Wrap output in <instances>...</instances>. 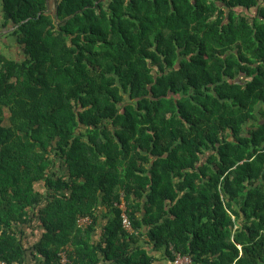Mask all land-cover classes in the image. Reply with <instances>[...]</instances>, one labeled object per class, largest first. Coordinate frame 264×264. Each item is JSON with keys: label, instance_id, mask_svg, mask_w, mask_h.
<instances>
[{"label": "trees", "instance_id": "obj_1", "mask_svg": "<svg viewBox=\"0 0 264 264\" xmlns=\"http://www.w3.org/2000/svg\"><path fill=\"white\" fill-rule=\"evenodd\" d=\"M2 12L0 261L264 264V0Z\"/></svg>", "mask_w": 264, "mask_h": 264}, {"label": "crops", "instance_id": "obj_2", "mask_svg": "<svg viewBox=\"0 0 264 264\" xmlns=\"http://www.w3.org/2000/svg\"><path fill=\"white\" fill-rule=\"evenodd\" d=\"M14 25L11 22H6L3 18L2 12V0H0V56L7 59L20 61L24 59V53L21 45L18 43L16 36L13 33ZM102 211V210H101ZM104 211V210H103ZM102 211V212H103ZM102 215L98 217V225H103L106 220ZM100 228L97 227L95 238H98L100 233ZM157 254V253H155ZM159 257V254H157ZM156 264H169L165 259H161Z\"/></svg>", "mask_w": 264, "mask_h": 264}, {"label": "built area", "instance_id": "obj_3", "mask_svg": "<svg viewBox=\"0 0 264 264\" xmlns=\"http://www.w3.org/2000/svg\"><path fill=\"white\" fill-rule=\"evenodd\" d=\"M123 207V204L120 205ZM91 218L88 215L81 216L78 218L77 223L79 226L85 227L91 223ZM121 225L122 228L127 232H132V225L128 215L123 211L121 213ZM61 262H66L65 254L62 253ZM0 264H5L3 261H0ZM172 264H192V259L189 255L174 253Z\"/></svg>", "mask_w": 264, "mask_h": 264}, {"label": "rangeland", "instance_id": "obj_4", "mask_svg": "<svg viewBox=\"0 0 264 264\" xmlns=\"http://www.w3.org/2000/svg\"><path fill=\"white\" fill-rule=\"evenodd\" d=\"M51 12H53V10H51ZM7 117H8V112L5 110V118H4V124H5V125L8 124Z\"/></svg>", "mask_w": 264, "mask_h": 264}]
</instances>
